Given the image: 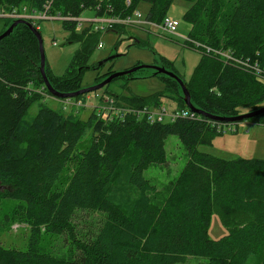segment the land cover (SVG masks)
I'll use <instances>...</instances> for the list:
<instances>
[{
  "label": "trees",
  "instance_id": "trees-1",
  "mask_svg": "<svg viewBox=\"0 0 264 264\" xmlns=\"http://www.w3.org/2000/svg\"><path fill=\"white\" fill-rule=\"evenodd\" d=\"M45 1L0 0V5L40 10ZM172 1L53 0L51 11L77 17L90 8L96 16L125 17L145 2L146 18L158 23ZM188 1L183 19L191 26L189 38L230 58L198 49L201 57L189 81L165 61L202 112L174 121L148 122L131 113L104 120L94 112L83 119L43 103L27 119L31 104L42 98L39 93L51 95L40 73L37 37L19 23L0 39V207L4 199L15 200L13 217L30 228L25 249L0 244V264H174L189 256L206 258V264H264V159H227L198 149L222 133L218 123H227L212 117L264 106V0ZM62 25L79 46L62 76L52 75L46 63L45 73L53 88L73 92L80 89L82 69L100 33L90 28L76 33L72 20ZM255 62L261 74L253 70ZM160 74L165 90L148 96L104 91L123 105L158 106L167 96L176 108H188L178 81ZM246 120L264 124V112ZM87 130L88 145L81 147ZM169 135L178 137L188 159L156 203L151 198L156 187L143 172L151 163L165 162ZM80 210L99 216L86 230L75 220ZM213 211L227 230L216 239L207 233ZM41 234L66 235L74 258L39 250Z\"/></svg>",
  "mask_w": 264,
  "mask_h": 264
},
{
  "label": "rangeland",
  "instance_id": "rangeland-1",
  "mask_svg": "<svg viewBox=\"0 0 264 264\" xmlns=\"http://www.w3.org/2000/svg\"><path fill=\"white\" fill-rule=\"evenodd\" d=\"M190 3L188 0H173L166 10V17L178 21L175 34L165 32L154 23L151 25L118 24L116 29L100 33L98 40L102 42V46L101 48L96 46L93 49L86 63V68L82 69L80 88L101 82L108 75L101 76L109 70L113 71V73L123 72L137 65H142L143 67L131 73L114 77L96 91L109 90L114 93L133 94L142 97L164 91L166 86L163 75L159 72L156 73V69L152 66L164 67L171 71L165 65V61L171 62L172 67L181 75L183 80L189 81L201 57L200 51L186 41L189 39L191 26L183 19V13L190 6ZM148 9L149 4L145 2L139 3L136 7V10L141 13L143 20L146 18ZM93 16L94 11L92 9H84L78 17V19L83 21L81 25L75 27V32L79 33L83 29L88 28L89 20ZM8 21L0 19V32ZM37 25V30L43 42L45 63L52 75L62 76L79 44L75 41H69L68 37L71 31L63 28L61 19L41 20ZM116 54L118 56L101 63L109 56ZM88 93L91 96L89 104L96 105L97 100L94 97V91ZM39 94L42 95V98L31 104L26 114L27 119H32L37 114L41 103L65 113L75 109L70 106L67 109H63L62 101L64 98H57L44 94V92ZM162 105L168 112L177 106L175 100L167 96L162 98ZM91 110L92 107L90 106L81 107L78 109L77 115L85 119L89 114L93 113ZM244 111L245 109L241 108V112ZM236 125L238 129L236 132L226 131L219 133L213 137L210 143L199 144L198 149L227 159L239 156L264 159V124L242 120L236 122ZM90 136L91 131L87 130L79 145L81 147L88 145ZM165 150V162L160 164L151 163L143 172L145 178L156 187V192L151 195L152 200L156 203H161L164 200L179 171L188 159L186 148L176 135L167 136L165 139ZM16 203L15 200L4 199L0 207V244L4 247L25 249L30 240V228L27 223L18 221L13 217V209ZM93 217L99 218L96 213L80 210L75 219L78 223V228L86 230L92 226ZM226 231L218 213L213 211L207 227L208 236L216 239ZM38 248L59 258H74L73 251L75 250L66 235L41 234ZM262 252L264 260V249ZM206 263V258L189 256L185 262L174 264Z\"/></svg>",
  "mask_w": 264,
  "mask_h": 264
},
{
  "label": "built area",
  "instance_id": "built-area-1",
  "mask_svg": "<svg viewBox=\"0 0 264 264\" xmlns=\"http://www.w3.org/2000/svg\"><path fill=\"white\" fill-rule=\"evenodd\" d=\"M53 0H46L40 10H31L27 5H21L19 7H12L10 9L5 6L0 5V19H25L31 22L33 25L38 26V22L46 19H61L62 21H75L76 26L81 25L82 19H78L77 17H71L70 15H62L59 12H52L51 5ZM129 3V0H127ZM98 8V7H97ZM112 7L108 6L107 11H111ZM154 22L149 21L147 18L142 19V15L138 10H134V12L125 17L115 16V15H94L91 20H89L90 31L95 32H105L108 30H113V27L118 24L125 25H142L148 24L151 25ZM157 27L161 28L165 32L170 34H175L178 21L171 19L169 17L164 16L163 19L154 23ZM186 41L190 42L196 49H200L205 52H213L217 56L221 58L228 59L230 55L221 50H213L205 44H202L198 41H194L191 38ZM102 42L98 41L97 47L101 48ZM238 61V60H237ZM253 70L257 74H261L262 70L257 62L254 63ZM94 97L97 100L96 105L89 104L91 100V96L85 94L82 99H74L73 98H64L63 99V109H67L68 106L73 109L74 112H77L79 108L90 106L92 107V112H94L97 118H102L104 120H111L116 117H123L124 114L131 113L135 115L138 119H145L148 122H162V121H174L177 117H193L195 112L190 111L188 108H174L171 111H167L163 105L151 106V105H143V106H131V105H123L119 104L116 98L106 91H94ZM217 129L221 132L231 131L236 132L237 125L236 123H218Z\"/></svg>",
  "mask_w": 264,
  "mask_h": 264
},
{
  "label": "water",
  "instance_id": "water-1",
  "mask_svg": "<svg viewBox=\"0 0 264 264\" xmlns=\"http://www.w3.org/2000/svg\"><path fill=\"white\" fill-rule=\"evenodd\" d=\"M19 23H24V24L28 25L29 28L31 29V31L37 37L39 54H40V73H41V76H42V79H43V83H44L46 89L54 97H57V98H70V97H76V96L81 95V94H85V93H88V92H92V91L98 90V89L102 88L104 85H106L108 82H110L114 77L119 76V75H124V74L131 73L132 71L143 67L142 65H137V66H135L133 68H130V69H128L126 71H123V72L111 73L110 75H108L101 82H99V83H97L95 85L89 86V87L80 88V89H78L76 91H73V92H60V91H58V90H56L55 88L52 87V85L50 84V82H49V80L47 78V75L45 73V55H44V49H43V42H42L41 35H40V33H39V31L37 29H35L27 21H25L23 19H17V20H14L7 27V29L0 34V39L5 37V36H7L12 31L14 26L19 24ZM116 56H118V55L116 54V55L109 56L107 59L103 60L101 63L105 62L108 59L116 57ZM152 67H154L157 72H160V73H163V74H165L167 76L175 78L178 81V83L180 84V86H181V89H182V92H183V95H184L185 105L192 111H195L197 113H202L201 111L196 109L191 104L189 92H188V90H187L186 86L184 85V83H183L181 78H179L173 71L165 69L164 67H158V66H152ZM263 112H264V106L259 108V109H257V110H253V111H249V112H246V113H242V114H239L237 116L212 117V118L214 120L222 121V122H238V121H242V120H245V119H249V118H251L253 116H256V115H258L260 113H263Z\"/></svg>",
  "mask_w": 264,
  "mask_h": 264
},
{
  "label": "bare ground",
  "instance_id": "bare-ground-1",
  "mask_svg": "<svg viewBox=\"0 0 264 264\" xmlns=\"http://www.w3.org/2000/svg\"><path fill=\"white\" fill-rule=\"evenodd\" d=\"M13 20H17V19H13ZM23 20H25V19H23ZM27 21V20H26ZM27 22H29V21H27ZM29 24H31V25H33L31 22H29ZM33 27L35 28V29H38L37 27L38 26H36V25H33ZM160 73V72H159ZM190 110V109H189ZM190 111H192V110H190ZM192 112H195V111H192ZM246 120V119H245ZM228 123V122H227Z\"/></svg>",
  "mask_w": 264,
  "mask_h": 264
}]
</instances>
